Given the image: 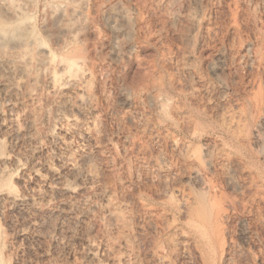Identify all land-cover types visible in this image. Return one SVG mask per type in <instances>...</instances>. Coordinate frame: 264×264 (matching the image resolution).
Segmentation results:
<instances>
[{
	"label": "rangeland",
	"instance_id": "rangeland-1",
	"mask_svg": "<svg viewBox=\"0 0 264 264\" xmlns=\"http://www.w3.org/2000/svg\"><path fill=\"white\" fill-rule=\"evenodd\" d=\"M80 2L82 14L74 15L76 38L92 67L94 96L70 111L77 118L74 127L56 124L68 145L45 134L37 107L36 137L28 140L21 133L25 120L20 118L14 128L8 117L15 111L26 113L34 104L21 99L22 106L11 105L0 97V160L17 156L16 162H0V195L9 193L22 201L0 208V264H204L192 241L174 244L178 231L186 230L185 239L190 235L179 194L200 200L206 188L201 200L211 210L207 198L213 186L220 196L223 192L220 201L226 208H233L221 224L223 240L213 264H264V0ZM119 5L123 12L114 20L108 13ZM40 15L32 17L37 31L41 22L49 24ZM154 95L165 101L163 110L152 102ZM39 102L41 108L50 106L48 110L53 105L42 96ZM16 132L17 138L10 135ZM181 143L183 149L176 151ZM207 147L213 151L205 158L201 151ZM192 151L195 156L200 152L199 166L190 158ZM226 154L231 159L225 158L227 162ZM88 167L92 176L84 173ZM60 180L73 182L76 194L54 192L45 201L35 193ZM163 194L172 195L174 202ZM108 197L124 225L109 218ZM30 200L38 203V210ZM148 211L162 214L151 221L145 216ZM153 240L156 247L172 240L168 262L167 256L155 260Z\"/></svg>",
	"mask_w": 264,
	"mask_h": 264
},
{
	"label": "bare ground",
	"instance_id": "bare-ground-1",
	"mask_svg": "<svg viewBox=\"0 0 264 264\" xmlns=\"http://www.w3.org/2000/svg\"><path fill=\"white\" fill-rule=\"evenodd\" d=\"M72 1L73 0H39V1H37V0H0V97H1V99L4 98V99L9 100V102L11 101L12 102L11 105H17V104L21 105L23 103L22 102L23 100L25 101V103L29 102L30 104H34V105H36V104L38 105L39 104L38 106H34L33 105L31 109L28 108V111L26 113L22 112L23 114L20 113L22 110L20 112L14 110L15 112H13L11 114L8 113V114H10L8 119H9L11 125L14 128L17 127L20 124V118H23L25 120V121L23 120L25 122V126L22 127L23 129L21 130L22 131L21 133L28 140H32L33 139L32 136L33 137L35 136V134H34L35 126H34V122H33V120H34L33 116H34V114L36 112V109L39 108V110H40L39 114H40V119H41L40 122L42 121L46 125L45 126L46 128L44 130L45 134L46 133H52L53 136L57 137L59 142L68 145V143H67L68 141L65 139L67 141L66 142L63 139V137H61V135L59 134V131L56 130V128H57L56 124L64 123L66 125L65 127H74L76 122H77V120H76L77 118L75 117L76 115L74 116L71 112L74 110V108L79 109L82 104H86V103L92 101V98L94 96L93 78H92V69H91L92 67H91V65H89L90 62H88L87 58L85 57L86 55L84 56V54H83V52L85 50L82 51V48H83L82 45H81L82 48H80V46H78V41H77V38H76V30L77 29H76V25H75V16L74 15L77 16L78 14H82V10H83V3L82 2L83 1L80 2V0H78L79 2H78L77 6L72 4L75 0L73 2ZM85 3H86V1H85ZM63 4L65 5V7L68 8V11H66L67 9L65 10V8L63 9L61 7V5H63ZM165 5H167V4H165ZM122 9L123 8H121L120 5L118 7L114 6L113 8H111L109 10L108 15L113 17V19H114V17L116 16L117 13H119V12L122 13L123 12ZM36 12H40V14H41L40 16H42L44 18L47 17L48 18L47 20L49 21V24H47L46 21L44 23L41 22V24H40L41 27H40V30H38V31L36 30L35 24L32 21L33 20L32 17L34 16V13H36ZM125 17H128V16H125ZM114 20H116V19H114ZM128 20H130V19L128 18ZM41 34H46V36L49 37V40H48L49 42H46L43 39V36ZM189 59L187 58L186 60L189 61ZM184 62L185 61H183V63ZM96 84H97V82H96ZM41 96L44 99H49L52 102L53 105H52L50 110L47 109V108H50V106L45 108V109L41 108L42 106L40 105V102H39L41 100ZM21 99H23V100H21ZM151 99H152V102L154 103V105H156L159 108V110H160V108L162 109L163 105H165L164 104L165 101L163 102V100H162L163 98H159V96H155L154 95V96L151 97ZM26 105H24V106H26ZM43 107H45V106H43ZM254 107H255V105H254ZM37 113L38 112H36L35 115H37ZM263 118H264V116H263ZM181 119H182V117H181ZM234 122H236V121H234ZM262 122H264V121L262 120ZM193 123H195V121ZM263 125H264V123H263ZM42 131H43V129H42ZM21 133H19V135ZM10 135L11 136L15 135L16 138H17L18 137V132L12 133ZM20 137H22V136H20ZM25 137H23V138H25ZM254 137L256 139H258L257 134ZM174 142H175V140H174ZM176 143H178V142L176 141ZM184 145L181 143V146H180V144H179V147H178V149L176 151H179V148L183 149ZM186 146H187V144H186ZM65 148H68V147H65ZM210 149L213 151L212 148H209V150H208V147H207V149H205V152L201 151V155L204 153L205 158L209 157V152L211 153ZM180 152L183 153L182 150ZM194 152H196V151H194ZM194 152L192 154H194ZM198 153H200V152H198ZM198 153H197L196 156H195V154L194 155H192V154L190 155V158L192 156L193 161H194L195 164L197 163V166H199L202 163V162L200 163V159H199ZM212 153L215 154L217 152H215V153L212 152ZM219 153L222 154L221 152H219ZM219 153L217 154V156L219 155ZM14 154H15V152H14ZM229 157H230V155H229ZM229 157L227 155L226 157H224V160H225V158H228V160H229L230 159ZM212 158L214 159V157H212ZM218 158L220 159L219 156H218ZM221 158H223V156H221ZM215 159H216V157H215ZM16 160H17V156L16 155H11V156H7V157H3L0 160V162L1 163L16 162ZM86 160H88V159H86ZM248 160H250V159H248ZM210 161H212V160H210ZM215 161H217V160H215ZM239 161H240V159H239ZM190 162H192L191 159H190L189 163ZM219 163H221V161ZM205 164L206 163L204 162L201 166H204ZM192 166H193V163H192ZM220 166H222V165H220ZM68 167H70V166H68ZM190 167H191V165H190ZM190 167H189V169L191 170L192 167L191 168ZM227 167L230 168V166H227ZM197 168H199V167H195V169L193 168L194 169L193 170L194 177L198 176ZM247 168H248V166H247ZM249 168H251V167H249ZM71 169H72V171H74L75 167L71 168ZM210 169H211V166H210ZM92 170L89 169V167H88V169L84 170L85 175L92 176V173H93V172L91 173ZM226 170H225L226 178H228L226 180L230 181L231 180V173L230 172H226ZM222 171H224V170L222 169ZM252 171H254V169H252ZM231 172H233V171H231ZM248 172H250V170ZM199 174L201 175V173H199ZM93 175L95 176V173ZM250 175L252 176V174H250ZM191 176H193V175L190 174V177ZM254 176H255V174H253V177ZM257 177H259V176H257ZM250 178H252V177H250ZM254 178L251 179V180H253L252 182H254L256 180ZM196 179H197V177H196ZM198 179H199V177H198ZM199 180H201V178ZM199 180H198V184H200ZM72 181L75 182V180H72ZM206 181H208L207 185H209V183L211 182V180L209 181V179L206 180ZM72 183L70 181L68 182L66 180H60L58 182V184L56 183V185L53 186V187L49 186V188L47 190H44L43 192L42 191L35 192L34 190L33 191L39 197H42V200L47 201L48 198L50 197L49 194L50 193L53 194L54 192L56 194L57 193L69 194V196L76 194L75 193V188L73 186L75 184H72ZM203 183L204 182L201 181V184H203ZM256 183L257 182H254L255 185L254 184H252V185L256 186ZM202 186L203 185H201L200 189H202ZM211 186H213L212 183H211ZM249 186H250V184H249ZM15 187H16V185H15ZM213 187L209 189V190L212 189L211 191H208L209 192L208 196H210V198L209 197H208L209 199L207 198V200H210L208 202L210 204L211 210H208V208H207L208 204L206 205V202L202 201L203 199L201 200V197L202 198L204 197V195L206 194L205 191L207 190L204 187H203L204 191L201 192L202 195L200 194L201 196H199L200 200L197 199V197H193L192 198V197L188 196L187 194H184V195L179 194L180 196H182L181 199H180V196L179 197L177 196L180 199V201H181L180 205H181V208L183 209V212L185 213V214L182 213V215L184 214L183 216H185L184 218H185L187 226H188L186 228H188V230L190 231V235H188L187 239H185L184 238V234H185L186 230L185 231L184 230L180 231L181 233H179V231L177 230L178 231V236H179L180 239L176 238L177 240H176V242L174 244H177V246L180 245V244L183 245L184 243H186V240L189 239L190 241L193 242V244L197 245L198 248H200V250H201L200 252L201 253L200 252L199 253L202 256V261L204 262V264H213L214 257L216 256V251L218 250V247L221 248V239L223 240V238H221L222 237L221 235H222V232H223V230H221V224H224L223 221L227 220V218H226L227 215H228L227 212H229L227 210L232 208V206H231V208H229V207L226 208L227 203L225 201H223V202L226 203V205H225L224 203H222L220 201L221 196H223L222 195L223 192L222 193L219 192L221 194V196H220L218 194V192H216V190L218 191V189L214 190ZM217 187H215V188H217ZM202 190H199V191H202ZM180 191H183V190H180ZM257 191H259V189ZM261 191L263 192V190H261ZM189 193H190V191H189ZM203 193H205V194H203ZM21 194H22V192H21ZM26 194L28 195V193H26ZM29 194L32 197L33 194L32 195H31V193H29ZM22 196H23V194H22ZM163 196H164V194H163ZM171 196L170 197H165L164 196V197L166 199L169 198V200L171 198V201H172V199H174V198H172ZM164 197H162V199H164ZM34 199H35V195H34ZM222 200H223V198H222ZM260 200H263V198L260 199ZM175 201L179 202L178 199L175 200ZM27 202H29V201H27ZM162 202H163V200H162ZM172 202H174V201H172ZM220 202L225 205V206H223L225 208L222 207ZM5 203L8 204V205L11 204V206H12V205H17V204L20 205V203H22V201H21L20 197L17 198L15 196L10 195L9 193H3V194L0 195V208L4 207ZM232 204L234 205V203H232ZM232 204H230V205H232ZM37 205H38V203H35L34 200L33 201L30 200V206L32 208H35V210L39 209L37 207ZM30 206H28V208ZM164 206H165V204H164ZM106 207L108 208L107 210H108V213H109V215H108L109 218L111 220L117 222V224L124 225L123 216L117 210V208H116L117 206H116L115 202L113 201L112 197H108L106 199ZM168 207H171V206H168ZM213 209H215V212L212 214V211H214ZM162 210L164 211L165 209H162ZM232 210H233V208L231 209V211ZM145 211H147V210H145ZM152 211H153V209H152ZM166 213H167V211H166ZM158 214L160 215L162 213L159 212ZM159 215H157L158 218H159ZM231 215H230V217H231ZM145 216H146L147 220L151 219V221H152V218L155 217L154 220L157 218V216L154 213H151L149 211L145 213ZM164 217H166V216H164ZM179 217L181 218V216H179ZM225 218H226V220H225ZM161 219H162V217H161ZM166 219H164V220H166ZM182 219H180V220L182 221ZM167 220H169V219H167ZM163 221H161V222H163ZM171 221L172 220L170 219V222ZM173 221L175 222V220H173ZM164 222L166 223L167 221H164ZM165 223H163L164 227L166 226ZM183 223H184V220H183ZM157 224L158 223H156V226L159 225V224L158 225ZM176 224H177V222H176ZM179 224H180V221H179ZM179 224H178V226H179ZM184 224H183V226L185 227ZM171 226L173 227L172 223H171ZM171 226H167V227L171 228ZM178 226H177V228H178ZM158 227H160V225ZM161 228H163V227H161ZM175 228L172 229V230H175ZM183 229H185V228H183ZM159 230H160V228H159ZM167 230H169V229H167ZM179 230H181V229H179ZM161 231H163V229H161ZM182 232H183V234H182ZM174 233H177V232L175 231ZM172 234L173 233H170V236ZM165 235L163 234L164 238H165ZM174 235H176V234H174ZM174 235H172V236H174ZM167 237L168 236H166V238ZM158 238H160V236ZM158 238H157V240H158ZM173 239H175V238L173 237ZM157 240H153V243H155V242L158 243ZM159 241H161V239ZM171 241H169V242H171ZM169 242L164 241V245L161 246V247L160 246L156 247V243H155V247H153V249H152L154 251V253H152L153 251L151 250L152 251L151 253L156 258L155 260H158V261L160 260L159 262H161L162 260H165L167 258L166 261L168 262V256L166 254L168 253L170 248H172V250H173V247H174L173 246L174 245L173 242H172V245H171V243L168 244ZM188 243H190V242H188ZM160 244H162V243L160 242ZM160 244H158V245H160ZM192 246H194V245H192ZM154 248H156V249H154ZM198 248L197 249L195 248V249L199 250ZM220 250H222V249H220ZM165 256H167V257L165 258ZM199 258H200V256H199ZM166 261H163V262L165 263ZM199 263L200 262H198L197 264H199Z\"/></svg>",
	"mask_w": 264,
	"mask_h": 264
}]
</instances>
